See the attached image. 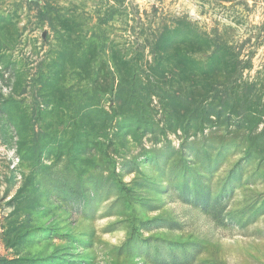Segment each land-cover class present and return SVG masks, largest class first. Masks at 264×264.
<instances>
[{
	"label": "rangeland",
	"instance_id": "obj_1",
	"mask_svg": "<svg viewBox=\"0 0 264 264\" xmlns=\"http://www.w3.org/2000/svg\"><path fill=\"white\" fill-rule=\"evenodd\" d=\"M0 264H264V0H0Z\"/></svg>",
	"mask_w": 264,
	"mask_h": 264
}]
</instances>
